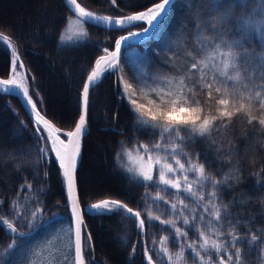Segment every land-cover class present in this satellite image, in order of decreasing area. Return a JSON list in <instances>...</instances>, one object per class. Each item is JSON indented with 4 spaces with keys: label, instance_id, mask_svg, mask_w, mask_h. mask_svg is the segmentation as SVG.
Wrapping results in <instances>:
<instances>
[{
    "label": "snow or ice",
    "instance_id": "6c2138e0",
    "mask_svg": "<svg viewBox=\"0 0 264 264\" xmlns=\"http://www.w3.org/2000/svg\"><path fill=\"white\" fill-rule=\"evenodd\" d=\"M184 3L185 20L193 22L195 17L199 30L196 43L185 51L183 68L169 61L171 74L148 86L147 81L141 82L135 75L131 82L118 75L122 71V46L132 38L148 36L159 26L169 14L172 0H158L144 10L119 16L93 12L78 0H65L72 17L66 20L59 36L61 44L86 38L85 24L128 33L115 39L114 50L105 47L104 54L94 60L82 83L77 116L66 127L47 116L38 91L33 98L35 77L26 71L13 38L0 32V48L11 50L10 73L0 78V94L20 100L37 140L44 143L39 152L46 163L54 154L66 189L71 218L67 229L70 255L63 258L67 264L94 262V256L91 260L85 258V252L94 248L84 213L115 214L130 220L140 237L142 264H248L254 252L258 264H264V229H255L251 218L239 211H230L234 204H242V199L234 198L225 204L221 196L239 179V170L232 161L235 150L226 135L234 119L264 131V0ZM108 5L120 8L118 0H108ZM137 25L145 26L142 31L130 30V26ZM108 75L117 76V95L141 126L137 131L150 137L147 143L125 152L130 165L127 171L144 189L142 203L136 209L112 198L81 207L77 169L87 130L90 91ZM206 141L219 154L214 160L229 167L227 173L218 176L210 172L212 164L201 162V156L206 158L209 153L192 151ZM43 175L46 180L47 172ZM32 188L25 179L17 199L8 202L11 219L3 214L4 201L0 200V227H4L10 240L5 251L0 252L4 264H17L24 247L18 243L23 235L20 228L30 227L43 214L37 196L28 195ZM256 191H264V187L257 183ZM21 194L26 203L19 199ZM157 226L161 235H146L147 228ZM245 226L246 232L242 231ZM135 253L136 245H132L133 257ZM27 264L62 262L54 257L50 262L32 258Z\"/></svg>",
    "mask_w": 264,
    "mask_h": 264
},
{
    "label": "trees",
    "instance_id": "16d2710c",
    "mask_svg": "<svg viewBox=\"0 0 264 264\" xmlns=\"http://www.w3.org/2000/svg\"><path fill=\"white\" fill-rule=\"evenodd\" d=\"M78 2L93 12L119 16L144 10L158 0H118V9L109 6L108 0ZM239 11L236 9L237 14ZM0 15L4 18L0 20V32L13 38L26 71L30 70L35 77L33 98L36 99L35 92L38 91L47 116L55 118L58 125L68 126L78 113L79 93L85 74L94 60L104 54L102 49L107 47L113 50L115 39L127 34V31L105 30L85 24L88 32L86 38H74L72 42L61 44L59 36L66 20L72 17L65 0H0ZM192 19L193 22L185 20L184 0H175L169 14L149 40L123 51L122 71L118 75L130 82L135 75L141 82L147 81L148 86H152L171 74L169 61L183 68L186 63L184 53L191 50L199 34L194 24L195 17ZM144 26L137 25L130 30L138 31ZM131 50L134 58L129 54ZM9 73L10 49L5 51L0 48V78H7ZM117 91V76L108 75L90 93L87 130L77 169L82 208L104 198L124 201L134 209L142 203L144 189L127 171L129 162L125 152L134 150L140 143H147L150 137L137 131L141 126L130 114L128 105L121 102ZM59 95L61 104H58ZM62 104L68 114H61L57 109ZM258 128L247 125L241 119H234L228 129L227 139L235 150L233 167L239 170V179L221 196L225 204L232 203L234 198L242 199L243 203L234 204L230 211H239L243 216L250 217L255 229H264V191H256L257 183L264 187V131ZM98 138H104L106 143L96 149L95 141ZM41 147H44V143L37 140L33 123L20 100L16 96L0 94V200L4 201L3 214L11 219L8 202L17 199L19 186L25 179L33 185L29 197L35 194L44 209L42 216L30 227L20 228L23 235L18 238V243H23L24 247L17 256V264H27L32 258L40 261L46 252L63 255L69 245L67 229L71 218L66 189L61 183L54 154L46 163L39 152ZM192 151L209 153L206 158L201 156V162L212 164L208 169L210 172L219 176L229 171L227 165L221 166L214 160L219 154L209 142L198 143ZM95 160L99 163V173L106 174L109 181H116L115 187L92 185L89 170ZM44 172H47L46 180ZM19 199L26 203L23 194ZM34 206L35 202H32ZM84 220L87 232L92 235L94 248V251L85 253L86 260L94 256L92 264H142L140 237L130 220L121 215L88 213H84ZM247 230V226L242 229ZM146 235L158 237L161 233L157 226L147 228ZM9 242L4 227H0V252L5 251ZM132 245H136L134 257ZM33 254L36 255L33 257ZM256 255L252 253L248 264H258ZM0 264H4L3 257H0Z\"/></svg>",
    "mask_w": 264,
    "mask_h": 264
},
{
    "label": "rangeland",
    "instance_id": "374dc122",
    "mask_svg": "<svg viewBox=\"0 0 264 264\" xmlns=\"http://www.w3.org/2000/svg\"><path fill=\"white\" fill-rule=\"evenodd\" d=\"M2 19H4V18L1 17V15H0V20H2ZM129 54H131V57H133V58L135 57L134 56V52L132 50L129 51ZM61 103H62V101H61V98H60V95H59L58 104H61ZM57 109H59V112L61 114H68L66 112V109H65V106L64 105L61 106V107L58 106ZM104 143H106L104 138H98L95 141V144L97 145L96 149L102 147ZM96 149H95V151H96ZM101 150H102V148H101ZM95 151H93V152H95ZM132 160L133 161L136 160L135 152H133ZM89 173H90L91 183H92V185L94 184L93 186H98V185L103 186V185H106V184H108V185H110L112 187H115L116 186V181H113V180L112 181H109V178H108V176L106 174L99 173V163H98L97 160H95L94 163H92L91 169L89 170ZM68 255H70V253H69V249L67 247V249L65 250V254L60 255V254H55V253H52V252H46V253H44L42 255V257L40 258V261L41 262H44V261L50 262L52 260V258L54 257L55 260L60 261V262H62V264H64V263H67V261H65L63 258L65 256H68Z\"/></svg>",
    "mask_w": 264,
    "mask_h": 264
},
{
    "label": "water",
    "instance_id": "95a60500",
    "mask_svg": "<svg viewBox=\"0 0 264 264\" xmlns=\"http://www.w3.org/2000/svg\"><path fill=\"white\" fill-rule=\"evenodd\" d=\"M174 1L175 0H172V4L174 3ZM171 8V7H170ZM170 10V9H169ZM98 27H100V26H98ZM158 27V26H157ZM156 27V28H157ZM101 28H103V27H101ZM130 28H132V26H130ZM155 28V29H156ZM155 29H153L152 30V32L148 35V36H140V37H138V38H132V39H130L124 46H122V53H123V51L125 50V49H127L128 47H130V46H132V45H136V44H139V43H142V42H145V41H147V40H149L151 37H152V35H153V33H154V31H155ZM138 31H142V29H140V30H138ZM133 32H135V31H133ZM128 34V33H127ZM127 34H125V35H127ZM114 50V49H113ZM90 93H91V91H90ZM80 161V160H79ZM79 165V164H78Z\"/></svg>",
    "mask_w": 264,
    "mask_h": 264
}]
</instances>
